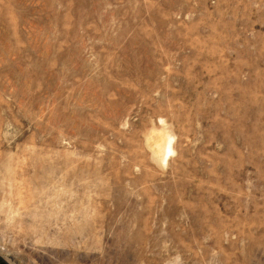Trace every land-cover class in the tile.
Instances as JSON below:
<instances>
[{"label":"rangeland","instance_id":"1","mask_svg":"<svg viewBox=\"0 0 264 264\" xmlns=\"http://www.w3.org/2000/svg\"><path fill=\"white\" fill-rule=\"evenodd\" d=\"M0 254L264 264V0H0Z\"/></svg>","mask_w":264,"mask_h":264},{"label":"bare ground","instance_id":"2","mask_svg":"<svg viewBox=\"0 0 264 264\" xmlns=\"http://www.w3.org/2000/svg\"><path fill=\"white\" fill-rule=\"evenodd\" d=\"M163 138H164V137L162 136L161 139H163ZM161 139L158 140L157 142H160ZM166 142H167V141H166V138H164V141H163V143H162V146H163V149H162V159H163V158H166V157L170 154L171 150H173V148H171L169 145L167 146V148H165L166 150H164V146H165V143H166ZM170 143H171V142H170ZM158 150H159L158 152L161 151L160 148H159ZM164 151H165V152H164Z\"/></svg>","mask_w":264,"mask_h":264},{"label":"clouds","instance_id":"3","mask_svg":"<svg viewBox=\"0 0 264 264\" xmlns=\"http://www.w3.org/2000/svg\"><path fill=\"white\" fill-rule=\"evenodd\" d=\"M166 264H183V260L179 254L166 262Z\"/></svg>","mask_w":264,"mask_h":264},{"label":"flooded vegetation","instance_id":"4","mask_svg":"<svg viewBox=\"0 0 264 264\" xmlns=\"http://www.w3.org/2000/svg\"><path fill=\"white\" fill-rule=\"evenodd\" d=\"M0 264H12L7 258L0 254Z\"/></svg>","mask_w":264,"mask_h":264}]
</instances>
